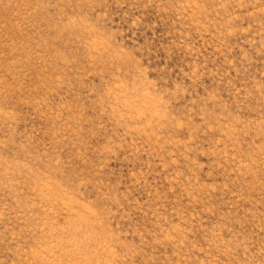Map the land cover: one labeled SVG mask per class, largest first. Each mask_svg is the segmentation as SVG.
Listing matches in <instances>:
<instances>
[{
  "label": "rangeland",
  "instance_id": "obj_1",
  "mask_svg": "<svg viewBox=\"0 0 264 264\" xmlns=\"http://www.w3.org/2000/svg\"><path fill=\"white\" fill-rule=\"evenodd\" d=\"M0 264H264V0H0Z\"/></svg>",
  "mask_w": 264,
  "mask_h": 264
}]
</instances>
